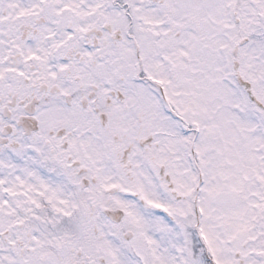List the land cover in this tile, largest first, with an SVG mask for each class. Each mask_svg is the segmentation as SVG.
I'll return each mask as SVG.
<instances>
[{"label":"snow or ice","instance_id":"obj_1","mask_svg":"<svg viewBox=\"0 0 264 264\" xmlns=\"http://www.w3.org/2000/svg\"><path fill=\"white\" fill-rule=\"evenodd\" d=\"M0 264H264V0H0Z\"/></svg>","mask_w":264,"mask_h":264}]
</instances>
